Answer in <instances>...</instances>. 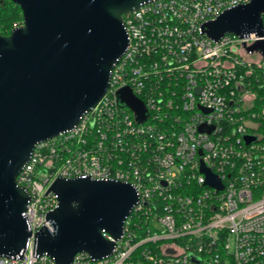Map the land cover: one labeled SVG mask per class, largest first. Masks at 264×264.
Wrapping results in <instances>:
<instances>
[{
	"label": "built area",
	"instance_id": "2783aa9c",
	"mask_svg": "<svg viewBox=\"0 0 264 264\" xmlns=\"http://www.w3.org/2000/svg\"><path fill=\"white\" fill-rule=\"evenodd\" d=\"M249 2L155 0L123 16L128 44L105 94L74 129L36 144L16 177L31 237L0 264H56L34 252V235L54 230L51 184L75 178L127 183L138 201L111 255L70 264H264V57L250 50L264 36L214 41L201 30ZM124 88L143 121L119 102Z\"/></svg>",
	"mask_w": 264,
	"mask_h": 264
},
{
	"label": "water",
	"instance_id": "95a60500",
	"mask_svg": "<svg viewBox=\"0 0 264 264\" xmlns=\"http://www.w3.org/2000/svg\"><path fill=\"white\" fill-rule=\"evenodd\" d=\"M153 1L11 0L22 24L0 35V257L20 258L31 237L22 216L29 194L16 177L34 146L71 131L95 107L127 48L123 16ZM263 16L264 0H250L201 30L214 41L225 34L263 37ZM250 50L264 57V39ZM118 100L138 121L146 118L129 89H121ZM200 172L206 185L221 189L203 164ZM49 190L57 196V207L47 214L54 230L34 235V252L56 264H70L78 253L92 260L111 255L138 201L135 189L115 180L75 178L57 179Z\"/></svg>",
	"mask_w": 264,
	"mask_h": 264
},
{
	"label": "trees",
	"instance_id": "16d2710c",
	"mask_svg": "<svg viewBox=\"0 0 264 264\" xmlns=\"http://www.w3.org/2000/svg\"><path fill=\"white\" fill-rule=\"evenodd\" d=\"M21 24L22 12L20 8L11 0H0V35H8L14 27Z\"/></svg>",
	"mask_w": 264,
	"mask_h": 264
}]
</instances>
